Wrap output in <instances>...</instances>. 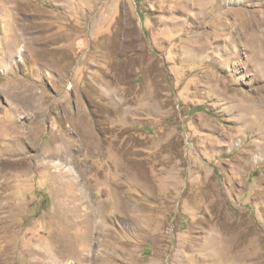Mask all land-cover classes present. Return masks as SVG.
<instances>
[{
  "label": "rangeland",
  "instance_id": "374dc122",
  "mask_svg": "<svg viewBox=\"0 0 264 264\" xmlns=\"http://www.w3.org/2000/svg\"><path fill=\"white\" fill-rule=\"evenodd\" d=\"M0 264H264V0H0Z\"/></svg>",
  "mask_w": 264,
  "mask_h": 264
},
{
  "label": "bare ground",
  "instance_id": "6f19581e",
  "mask_svg": "<svg viewBox=\"0 0 264 264\" xmlns=\"http://www.w3.org/2000/svg\"><path fill=\"white\" fill-rule=\"evenodd\" d=\"M241 0H236V2H240ZM227 89H229L228 87H227Z\"/></svg>",
  "mask_w": 264,
  "mask_h": 264
}]
</instances>
